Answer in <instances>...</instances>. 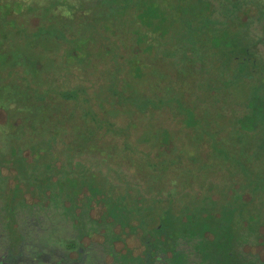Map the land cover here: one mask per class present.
<instances>
[{
  "label": "rangeland",
  "instance_id": "1",
  "mask_svg": "<svg viewBox=\"0 0 264 264\" xmlns=\"http://www.w3.org/2000/svg\"><path fill=\"white\" fill-rule=\"evenodd\" d=\"M168 16L166 27L175 40V26L184 27L187 15L172 9ZM115 21L119 35L103 33L95 47L104 53L91 65L74 64L81 54L70 60L43 53L24 60L28 72L34 64L39 67L34 81L19 75L16 67L0 73L2 92L28 108L18 113L22 122L10 118L19 123L14 126L0 106V255L7 243L9 250L20 248L30 235L36 242L50 239L54 252H66L64 237L83 234L91 247L87 264H114L122 256L135 264L143 255V236L152 237L148 230H136L133 221L123 224V213L139 215L146 209L168 219L169 228L176 226L170 230L178 237L175 250L181 252L178 262L174 255L170 260L171 252L157 254L154 264H206L202 248L213 233L199 234L204 207V218H231L235 244L244 241L240 236L262 241L245 244L247 256H264V233L257 234L258 225L264 226V156L258 141H251L259 134L251 140L241 137V144L235 139L239 125L234 120L245 112V101L236 99L238 104L232 105L229 95L245 96L252 88L226 89L219 81L224 100L212 102L215 90L199 85L194 60L199 58L186 57L178 48H159L161 40L149 37L144 45L123 48L131 39L120 33L133 36V26L139 25L128 24L126 15ZM148 43L152 47L143 50ZM109 48L113 55L105 52ZM157 53L168 61L160 62ZM16 54H10L12 60L4 57L7 62L1 65H18ZM131 58L141 63L134 66ZM136 68H143L142 75L134 76ZM66 90L77 95L62 104L57 94ZM55 104L65 110L58 111ZM256 156L260 161L253 160ZM40 229H45L43 235ZM114 237L113 251L109 243ZM164 243L171 248L170 237Z\"/></svg>",
  "mask_w": 264,
  "mask_h": 264
},
{
  "label": "trees",
  "instance_id": "2",
  "mask_svg": "<svg viewBox=\"0 0 264 264\" xmlns=\"http://www.w3.org/2000/svg\"><path fill=\"white\" fill-rule=\"evenodd\" d=\"M180 7H182L183 14L187 16L183 21L184 27L182 24L179 29L175 26L174 32L178 31L174 34L176 37L174 40L172 31L168 26L166 27V24L169 12L174 9L181 13ZM123 15H126L128 24L139 25V27L133 26V36L130 33L129 36H125L123 31L120 33L122 37L131 39V43L125 44L123 48L131 44V47L144 45L145 39L149 37L153 40H161L157 44L159 48H178L186 57L196 56L199 58L194 59L199 66V85L210 86L209 91L215 90L216 92L213 94L212 102L224 100L221 91L225 89L217 85L219 81H222V85L226 89L233 86L244 90L252 88V91L245 96L238 97L239 94H229L233 98L232 105L238 104L236 99L242 98L245 101V112L234 120L239 125L235 139L241 144L244 136L245 140H251L252 135L259 134L257 139L251 141H258L255 145L264 156V0H0V62L4 57L6 59L15 52L17 53L16 58L20 57L18 65L12 62L10 65H1L0 63V73L9 66L10 68L16 67L19 75H27L30 81H34L33 76L38 74L39 67L34 64L31 72H28L24 60L29 56L37 59V56L43 53H58L70 60L81 54L82 60L74 64L82 66L87 62L91 65L104 53V49L100 50L95 47L97 41L105 37L103 33L118 36L120 31H118L119 26L115 20L119 21ZM32 19L35 20L34 24L31 23ZM140 29H142L141 32ZM181 29L184 30L182 36H180ZM147 47H152L151 43L145 45L143 50L148 51ZM105 52H112L113 55L111 48L106 49ZM135 54L136 52H134ZM157 55V58L161 59L160 62L168 61L163 58L167 57L165 54L157 53ZM12 59L13 57H11ZM129 61L133 62L134 66L141 63L135 58H131ZM142 69L136 68L134 76L142 75ZM22 70H26V72L23 73ZM234 70L236 75L233 78L231 72ZM138 72L139 74H137ZM129 83L126 80V85L131 86L132 83ZM2 91L4 89H0V92ZM75 95H77L75 90L60 91L57 94V99L62 104H66ZM168 101L170 100L168 99ZM0 104L6 118L14 126L19 123L15 124L10 118L19 117L18 113L28 110L25 104L6 97V92L1 93ZM55 106L58 111L65 110L61 104H55ZM11 110H15L17 114H11ZM20 120L22 122L21 118ZM254 159L259 160L261 156H256ZM245 190L242 191V194ZM242 204H246V201L243 200ZM255 208L258 206L255 205ZM205 211L207 209L204 207L199 210V234L204 237L208 229H211L213 233V237L211 239L209 237L210 240L204 243L202 248L204 254L202 260L206 264H264V256L260 252L252 253L255 255L249 257L242 249L247 243L254 245L262 241H258V239L254 242L245 241V238L240 236L244 241L235 244L234 240L237 238V234L232 231L231 218L213 219L209 216L204 218L201 214ZM129 212L123 213V224L127 222L130 224L133 221V225L137 226H133L136 227V230H148L152 237V240H148L143 236L145 238L144 249L141 250L143 255L136 263L154 264L155 256L165 253L167 249L172 254L170 260L172 261L174 255L173 260L178 262L181 253L175 250L178 237L171 235L173 234L172 228L175 230L176 226H171L170 230L168 219H161L159 216L149 214L146 209L141 210L139 215L134 211ZM239 212H243L242 208L239 209ZM134 217L137 218V222L132 220ZM50 225L49 221L45 229ZM40 230H42L40 235H43L44 230ZM35 232L38 236L39 229ZM263 233L264 226L258 225L257 234L262 236ZM111 234L114 236L113 232ZM76 236L81 238L83 234ZM33 237L35 236H26L25 242L20 248H16V245L9 250V245L6 244L9 254L13 255L12 261H19L23 264H39V262L41 264H57V251L54 252L52 244L48 245L47 242L50 239L43 238L46 240L40 239L36 242V238ZM168 237L171 238V248L164 243ZM68 238L69 236L64 237L66 240V244L63 246L66 251L64 252L65 257L68 256L67 250L71 249L73 245L77 246V243L69 242ZM115 239L114 237L113 241L109 243V249L113 251ZM42 243L45 247L38 246ZM47 249H51L53 252L48 254ZM66 260L68 261V259ZM116 263L134 264L126 256H122V260L114 264Z\"/></svg>",
  "mask_w": 264,
  "mask_h": 264
},
{
  "label": "flooded vegetation",
  "instance_id": "3",
  "mask_svg": "<svg viewBox=\"0 0 264 264\" xmlns=\"http://www.w3.org/2000/svg\"><path fill=\"white\" fill-rule=\"evenodd\" d=\"M91 234V233H90ZM84 238H87V235H83ZM78 238V243L76 239ZM69 242H74L77 243L76 245H73V247L69 250H67L68 256H64L65 253L62 252L60 249L57 250V256H58V262L57 264H87L89 261V258L91 256V247L89 246L88 243L83 242V239L79 238L78 236H73L68 238ZM79 244V245H78ZM7 247L4 249L3 253L0 255V264H14V261H8L7 260ZM80 252V253H78ZM166 252H170L169 249L166 250ZM161 256L164 255L163 253H159ZM158 254V255H159ZM68 259V261L66 260ZM155 260L156 256H155ZM18 261H16V264ZM158 264V261H157Z\"/></svg>",
  "mask_w": 264,
  "mask_h": 264
}]
</instances>
